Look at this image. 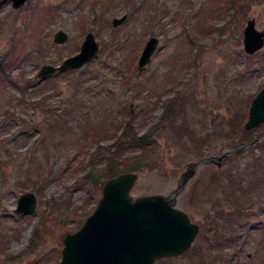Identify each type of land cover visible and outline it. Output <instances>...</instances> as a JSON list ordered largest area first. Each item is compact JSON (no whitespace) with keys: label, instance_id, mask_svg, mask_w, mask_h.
Listing matches in <instances>:
<instances>
[{"label":"rangeland","instance_id":"rangeland-1","mask_svg":"<svg viewBox=\"0 0 264 264\" xmlns=\"http://www.w3.org/2000/svg\"><path fill=\"white\" fill-rule=\"evenodd\" d=\"M134 3L27 0L15 8L11 0H0V65L15 59L10 80L0 76V264L59 262L65 233L81 226L102 195L103 149L130 114L139 135H152L151 163L135 171L133 197L167 194L185 163L227 154L220 168L199 165L177 198L176 206L200 226L191 248L208 247L202 263L191 259L190 248L157 264H264V125L252 129L262 134L251 142H236L241 132L235 130L239 121L242 129L250 98L264 86V47L253 55L243 49L248 19L264 31V0L249 6L237 0ZM124 14L126 20L113 27L112 18ZM59 29L68 35L62 44L53 42ZM89 31L100 45L89 63L45 80L36 77L42 64L56 65L77 53ZM151 35L159 40L157 49L137 70ZM98 66L105 69L88 73ZM77 83L82 88L74 99ZM169 97L179 100L178 112L190 121L195 143L161 122ZM17 100L22 107L15 106ZM52 118L61 122L54 132ZM27 191L35 194V208L16 215L18 197ZM229 196L245 205L232 224L225 220L236 209Z\"/></svg>","mask_w":264,"mask_h":264},{"label":"water","instance_id":"water-1","mask_svg":"<svg viewBox=\"0 0 264 264\" xmlns=\"http://www.w3.org/2000/svg\"><path fill=\"white\" fill-rule=\"evenodd\" d=\"M11 2L18 8L26 0ZM125 19V14L114 18L112 25L116 27ZM243 35L247 54L264 47V31L257 30L253 20L247 21ZM66 40L65 32L59 30L54 34V42ZM157 44V37H149L138 59V69L150 62ZM98 47L94 35L87 33L78 54L65 59L59 66L43 65L37 76L44 79L58 70L80 68L95 56ZM259 124H264V87L252 99L243 127L249 130ZM225 157L227 154L185 163L177 186L167 194L133 197L130 190L138 179L135 172H123L107 179L93 212L78 230L64 235L58 264H154L157 259L183 254L192 245L199 226L176 206L177 197L194 179L199 165L214 161L221 167ZM35 205V195L24 193L19 197L14 212H31Z\"/></svg>","mask_w":264,"mask_h":264},{"label":"trees","instance_id":"trees-1","mask_svg":"<svg viewBox=\"0 0 264 264\" xmlns=\"http://www.w3.org/2000/svg\"><path fill=\"white\" fill-rule=\"evenodd\" d=\"M129 2V4L132 6V4L135 2V0H127ZM239 1V5L242 6V4L249 6L251 5V3L254 0H237ZM128 4V5H129ZM135 4V3H134ZM238 5V6H239ZM208 29V28H207ZM207 33V31L204 30L205 34ZM112 46H116L117 45V41L115 40L114 37L111 36L110 41ZM104 47H106L105 43L103 45V49ZM15 59H12L11 57L6 59L5 65L2 66L0 65V76H3L4 79H8L10 80V76H9V72L8 70L11 68V66L13 65ZM102 66H105L102 64ZM102 66H98V69H90L88 70V73H90V75H93V72H96L95 74H98L100 72H102L105 67ZM94 77H97V75H94ZM29 83V81H27ZM123 84H128V81H124ZM75 94L73 95V98L75 99L78 94L80 89L82 88V85H80L79 83H77L75 85ZM20 100V99H19ZM12 101L8 104L7 109V113L11 114V109L14 106H11ZM179 100L175 97H169L167 98L162 104H163V108H162V123L163 124H169V127L172 131H174L178 136L180 134H184L186 137L190 136L192 141H194V143L196 142L195 137L193 136V131L192 128L190 127V121L187 119V117H182L181 112H178L180 110V106H179ZM22 102H18L17 100V104H15V106L17 107H22L21 106ZM72 109V108H71ZM65 113H68L70 110L66 109L64 110ZM24 110L22 108V112L21 114H23ZM131 111H129L130 113ZM6 115V114H5ZM59 118L58 120H56V118H52V124L49 125L52 127V132L57 131L60 126L59 122ZM134 117L132 114L129 115V117L122 122L120 128L122 129V131L120 133H117V131L119 129H117L116 127H114L115 129H113V131H111V133H113L112 139H113V143H110V145L108 147H104L103 152H102V156H103V160L106 161V167L104 169V173L102 175L103 178L108 179L112 176H115L119 173L122 172H126V171H136V170H141L143 167L145 166H150V163H148L147 161L149 160V150L152 146V135L151 132H147L146 134H142L139 135L135 130H134ZM241 121H239V123L235 126V130L239 129L241 134L238 140H236V142H247V141H252L253 135L257 134L256 136H259L260 134H262V132L260 130H253V131H245L242 130L239 126ZM25 125H23L24 127ZM100 130L101 133H106L108 130H104V129H97ZM51 132V133H52ZM236 133V132H235ZM192 134V135H191ZM95 135L100 138L99 133H97V131H95ZM107 135V134H106ZM209 136V135H207ZM206 136H204L205 138ZM111 138V137H110ZM203 139V137H202ZM207 139V138H205ZM204 139V140H205ZM101 140V139H100ZM193 148H198V144L195 145ZM136 150H139L140 153L138 154H133ZM128 151V154L126 153ZM132 152V153H129ZM105 181V180H103ZM92 182L96 183L97 182V177H93L92 178ZM229 200L232 204L237 205V209L235 211L234 214H230V215H225V220L228 223H233L235 216H242L245 212L244 210L241 211V206H242V199L241 198H237V197H230L229 196ZM218 215H220L219 217H222L224 214L222 213V210H219L217 212ZM218 228V226H217ZM202 247V248H201ZM208 252V247H204V245H200V246H194L190 251V257L192 260H198L201 262V259H204V256L207 255L205 252ZM163 261V260H160ZM202 263V262H201Z\"/></svg>","mask_w":264,"mask_h":264}]
</instances>
